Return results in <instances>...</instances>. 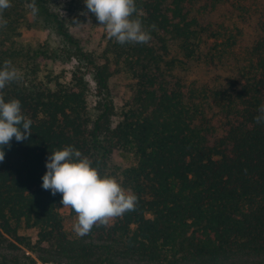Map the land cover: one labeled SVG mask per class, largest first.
I'll return each instance as SVG.
<instances>
[{
  "label": "trees",
  "instance_id": "obj_1",
  "mask_svg": "<svg viewBox=\"0 0 264 264\" xmlns=\"http://www.w3.org/2000/svg\"><path fill=\"white\" fill-rule=\"evenodd\" d=\"M199 1L135 0L144 28L157 25L152 39L120 45L108 37L99 58L84 52L74 34L88 17L98 22L84 0H35L38 14L75 49L79 64L67 81H37L35 65L18 61L17 38L31 0H10L2 13L8 23L0 27V68L10 60L22 79L0 95L20 101L32 135L3 148L0 249L10 253L0 255V264H248L232 260L264 258V124L255 121L264 105V0ZM223 7L237 15L233 27L214 34L213 49L219 62L233 60L239 77L188 94L180 81L168 80L177 62L170 45L193 58L201 47L200 19ZM238 19L256 20L251 44L243 41ZM120 67L135 85L117 112L109 83ZM207 105L217 112L210 115ZM66 146L88 157L101 176L111 170L114 152L136 158L134 166L110 174L138 197L135 210L111 226H94L80 241L64 232L61 194L42 188L48 156ZM22 224L38 231L35 243L19 235ZM45 244L55 245V259L39 255ZM21 247L37 257L14 255Z\"/></svg>",
  "mask_w": 264,
  "mask_h": 264
},
{
  "label": "rangeland",
  "instance_id": "obj_2",
  "mask_svg": "<svg viewBox=\"0 0 264 264\" xmlns=\"http://www.w3.org/2000/svg\"><path fill=\"white\" fill-rule=\"evenodd\" d=\"M199 1L198 5L202 4ZM230 7L220 8L217 12L207 15L200 19L199 32H201L200 50L198 54L189 59L186 58L183 53L179 51L176 44L170 45L171 56L177 60L176 68L172 71L171 77H168L170 82L180 81L185 87L188 94L193 90H200L202 88H216L220 85H227L230 81L239 77L237 74V65L233 63V60L225 57L222 62L218 61V54L214 51L213 47L215 39L214 34L217 31L223 32V27H233V18L230 13ZM89 13H84L88 15ZM91 23L81 22L75 25L74 34L79 39L80 47L86 53H93L95 57H103L106 54V45L108 41V35L105 29L97 25L98 22H93L94 18L88 17ZM248 22V21H247ZM241 22L239 19L236 22L238 27L243 30V41L251 44L257 36L255 21L250 23ZM21 34L17 38L18 44V61L21 59L24 61H30L31 65H35L37 70V81H46V78L54 79L55 77H61L64 81H67L71 72L78 67V61L74 54L72 47L67 46L60 35H58L49 20H46L39 14L33 16L28 12L27 21L21 29ZM220 42V41H219ZM214 56V62H211V58ZM92 72H88V79L90 81L91 93L89 97L90 108L94 105V84L92 82ZM135 81L132 75L127 71L125 67H120L109 83L110 96L114 102L117 112H120L124 106L131 100L133 96V88ZM209 114H215L217 111L213 106L207 105ZM118 119L115 120L117 122ZM221 133V130L218 131ZM136 164V158L133 154L116 151L109 159V167L111 170L106 172V175L116 170L119 171L132 167ZM116 178V177H115ZM117 179V178H116ZM59 213L63 218L64 232L70 240H81L72 230V225L75 221L76 215H72L70 208H63V205L59 208ZM114 220L109 222V226L113 224ZM19 235L23 238L29 239L35 243L38 239V231L35 229H27L23 224L19 227ZM96 244L100 243L94 241ZM22 250L13 251L14 255L22 254L26 252L27 255H31L36 258L34 254L28 252L21 247ZM43 251L41 256L48 259H55V245L45 244L43 245ZM22 251V252H21ZM3 253H10L5 249H0V255ZM56 261V260H54ZM232 262L248 263V264H262L264 258L255 257H241L232 260ZM37 264H43L37 260Z\"/></svg>",
  "mask_w": 264,
  "mask_h": 264
},
{
  "label": "clouds",
  "instance_id": "obj_3",
  "mask_svg": "<svg viewBox=\"0 0 264 264\" xmlns=\"http://www.w3.org/2000/svg\"><path fill=\"white\" fill-rule=\"evenodd\" d=\"M84 4L109 38H114L120 45L147 44L152 39L150 32L157 27L152 24L148 29L144 28L135 0H84ZM25 6L31 15L38 14L35 0ZM10 7V0H0V27L7 26L8 21L2 13ZM21 79L19 70L10 60H5L0 68V92L7 84ZM258 112L255 121L264 124V105ZM31 124L32 121L22 114L19 100L5 102L0 95V162L5 159L3 148H10L13 138L23 142L32 135ZM45 166L47 171L42 177V188L50 190L53 196L61 194L63 208L76 213L72 230L78 237L89 235L96 225L107 227L111 220L135 210L138 197L130 189L123 188L115 177L101 176L92 161L72 146L51 152Z\"/></svg>",
  "mask_w": 264,
  "mask_h": 264
}]
</instances>
